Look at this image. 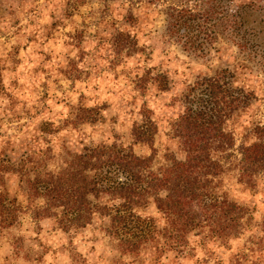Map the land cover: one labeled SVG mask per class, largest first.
<instances>
[{
    "label": "rangeland",
    "instance_id": "rangeland-1",
    "mask_svg": "<svg viewBox=\"0 0 264 264\" xmlns=\"http://www.w3.org/2000/svg\"><path fill=\"white\" fill-rule=\"evenodd\" d=\"M181 7L205 8L213 16L201 27L199 52L168 28L169 13ZM120 32L139 49L120 50ZM158 73L167 77L165 89L154 79ZM208 77L241 99L248 96L224 122L238 145L264 120V0H0V159L17 162L49 148L50 168L64 147L77 152L116 142L151 155L156 169L169 154L184 157L176 123ZM146 110L157 127L151 144L134 142L130 134ZM44 123L54 131H43ZM2 179L1 188L21 207L13 226L0 227V264H216L262 234L253 224L229 248L211 240L181 257L154 259L147 248L135 258L121 254L106 233L107 216L63 230L52 217H32L18 174L6 172ZM223 188L252 210L254 222L261 220L264 175L250 189L231 169ZM139 213L161 222L152 199ZM190 237L196 243L198 237Z\"/></svg>",
    "mask_w": 264,
    "mask_h": 264
},
{
    "label": "trees",
    "instance_id": "trees-1",
    "mask_svg": "<svg viewBox=\"0 0 264 264\" xmlns=\"http://www.w3.org/2000/svg\"><path fill=\"white\" fill-rule=\"evenodd\" d=\"M219 9L214 6L213 12L220 16ZM207 11L175 8L168 15V28L185 38L186 48L199 52L201 27L213 18ZM117 45L128 55L139 49L134 38L122 32ZM154 79L161 89L167 87L164 74L158 73ZM205 79L202 94L187 100L176 123L175 135L184 157L169 154L167 162L156 169L151 155L140 156L131 146L116 142L85 145L77 152L64 147L61 158L50 168L49 148L37 157L26 153L17 162L0 159V227L13 226L21 207L16 197L1 188L3 175L13 172L24 184L33 218L52 217L58 227L69 230L85 226L95 215L107 216L105 231L121 254L136 258L150 248L154 259L167 253L176 258L190 254L195 244L211 240L229 248L231 240L254 224L262 234L250 237L244 248L216 264H264V214L254 222L252 210L223 188L224 174L231 169L236 171L237 182L250 189L264 175V120L249 127L247 136L236 145L234 133L224 122L248 96L233 95L218 78ZM41 129L54 131L45 123ZM156 130L146 110L130 134L134 142L151 144ZM151 199L161 222L139 213ZM192 235L198 237L196 243Z\"/></svg>",
    "mask_w": 264,
    "mask_h": 264
}]
</instances>
